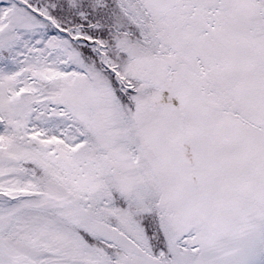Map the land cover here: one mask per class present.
Here are the masks:
<instances>
[{"label": "snow or ice", "instance_id": "snow-or-ice-1", "mask_svg": "<svg viewBox=\"0 0 264 264\" xmlns=\"http://www.w3.org/2000/svg\"><path fill=\"white\" fill-rule=\"evenodd\" d=\"M0 264H264V0H0Z\"/></svg>", "mask_w": 264, "mask_h": 264}]
</instances>
